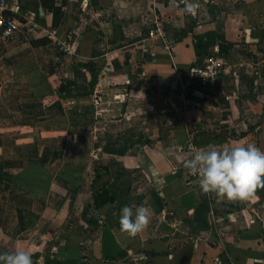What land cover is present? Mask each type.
<instances>
[{
  "label": "crops",
  "instance_id": "1",
  "mask_svg": "<svg viewBox=\"0 0 264 264\" xmlns=\"http://www.w3.org/2000/svg\"><path fill=\"white\" fill-rule=\"evenodd\" d=\"M198 1L192 19L176 0H21L17 32L0 29V250L264 264V187L205 193L183 165L210 144L264 150V0ZM71 28L73 55L58 46ZM214 52L223 73L191 79ZM125 204L149 212L135 236L120 229Z\"/></svg>",
  "mask_w": 264,
  "mask_h": 264
},
{
  "label": "clouds",
  "instance_id": "2",
  "mask_svg": "<svg viewBox=\"0 0 264 264\" xmlns=\"http://www.w3.org/2000/svg\"><path fill=\"white\" fill-rule=\"evenodd\" d=\"M195 0H186L184 10L195 14ZM198 176L201 190L228 199H247L257 187H264V150L255 144H234L217 148L210 144L196 150L183 162ZM120 229L130 236L141 232L149 222L145 205L125 204L120 209ZM0 264H34L32 254L24 249L0 250Z\"/></svg>",
  "mask_w": 264,
  "mask_h": 264
},
{
  "label": "built area",
  "instance_id": "3",
  "mask_svg": "<svg viewBox=\"0 0 264 264\" xmlns=\"http://www.w3.org/2000/svg\"><path fill=\"white\" fill-rule=\"evenodd\" d=\"M178 5L181 6L183 15L192 19L199 18V8L202 1L195 0L197 5L195 14L188 13L184 10L186 0H176ZM206 2V0L204 1ZM23 4L21 0H0V29L5 38L13 36L20 27V22L17 14L22 13ZM156 29L151 30V34L154 35L162 34L164 35V30L162 28V23L156 20ZM57 31L51 30L49 35L53 36ZM74 29H69L64 38H59L58 46L59 49L65 54L73 55L75 54L74 48ZM226 61L217 52H214L207 56L204 60L194 63L189 68V77L191 79H201V80H215L218 78L225 70ZM188 151L194 150L195 146L193 142H189L186 146ZM190 175H193L190 172Z\"/></svg>",
  "mask_w": 264,
  "mask_h": 264
}]
</instances>
